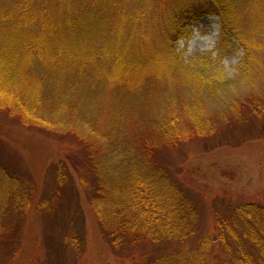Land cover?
<instances>
[{
	"label": "trees",
	"instance_id": "1",
	"mask_svg": "<svg viewBox=\"0 0 264 264\" xmlns=\"http://www.w3.org/2000/svg\"><path fill=\"white\" fill-rule=\"evenodd\" d=\"M207 17L220 23L216 57L185 62L178 43ZM239 50L243 65L227 83L256 82L264 93V0H0V120L75 137L77 147L50 164L39 192L25 161L0 140V264L22 249L30 211L45 252L34 264H80V188L118 258L264 264V204L240 202L217 214L214 235L203 233L197 198L164 161L191 137L232 145L224 127L253 125L264 112L259 92L225 99L223 61ZM121 68L142 82L131 85L127 75L118 85ZM171 82L192 90L180 95ZM78 83L89 86L83 99ZM211 107L223 113L213 118ZM215 244L221 252L209 261Z\"/></svg>",
	"mask_w": 264,
	"mask_h": 264
},
{
	"label": "rangeland",
	"instance_id": "2",
	"mask_svg": "<svg viewBox=\"0 0 264 264\" xmlns=\"http://www.w3.org/2000/svg\"><path fill=\"white\" fill-rule=\"evenodd\" d=\"M191 30L190 37L178 43V49L185 62L209 52H212L215 58L216 53L213 51L220 35V23L217 18H204L198 24L192 25ZM223 64L225 67L224 81H226L223 88L227 94H230L229 98L225 97L226 100L245 98L250 96L251 91L264 95L263 89L256 82L237 87L232 83H227L239 74L243 65L242 51L231 53L224 59ZM260 72L264 76V64L260 66ZM212 73L208 75H215V71ZM114 75L117 77L118 85L124 84L122 78L127 75L133 81L129 82L131 85L136 86L142 82V80H136L130 71L125 73L122 68L117 69ZM170 85L172 91L180 95H185L184 89L192 90L186 86L178 88L172 82ZM75 86L77 94L81 96L79 99H83L84 95L87 97L89 92L87 83H78ZM153 95H155L154 92L149 93V100ZM142 97L144 99L143 94ZM146 99L148 97L145 96ZM193 100L196 101L194 98ZM207 113L217 118L223 110L217 111L216 108L211 107ZM224 113L228 114L229 111ZM245 114L246 112L241 117L246 116ZM228 117L232 118L233 114ZM250 122L248 120L237 123L233 129L224 127L222 134L224 138L228 137L227 141L230 139L232 145L227 143L213 147L212 144L205 145L204 138L196 136L184 141L179 152L173 150L166 157L164 156V161L168 163L170 170H174L179 175L185 189H189L192 197L197 198L195 202L202 216L203 233L214 235L217 214L227 213L240 202L264 204V112H260L258 117L254 116L253 125ZM245 137L248 139H244ZM71 138L43 128H27L20 124L0 120V140L10 145L25 161L37 182L39 192L43 187L44 176L50 164L64 158L68 150L72 151L77 148L72 143L76 138L70 140ZM181 150L184 151L183 154H180ZM80 190L81 206L85 214V253L80 264H145L141 261L142 259L129 261L112 254L110 247L102 238L97 219L85 199V191L81 188ZM200 234L196 241L193 240L196 246L199 245L198 240L202 235ZM219 252L221 251L215 244L214 248L206 253V257L211 261ZM44 254L41 226L34 220L32 211H30L23 229L22 249L11 264H34L43 260Z\"/></svg>",
	"mask_w": 264,
	"mask_h": 264
},
{
	"label": "water",
	"instance_id": "3",
	"mask_svg": "<svg viewBox=\"0 0 264 264\" xmlns=\"http://www.w3.org/2000/svg\"><path fill=\"white\" fill-rule=\"evenodd\" d=\"M263 127H264V124H263Z\"/></svg>",
	"mask_w": 264,
	"mask_h": 264
}]
</instances>
